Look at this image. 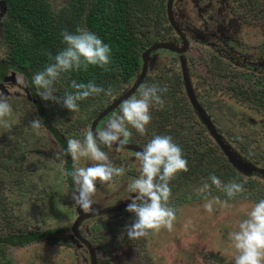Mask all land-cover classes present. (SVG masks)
I'll return each mask as SVG.
<instances>
[{
    "label": "rangeland",
    "instance_id": "1",
    "mask_svg": "<svg viewBox=\"0 0 264 264\" xmlns=\"http://www.w3.org/2000/svg\"><path fill=\"white\" fill-rule=\"evenodd\" d=\"M48 1L57 10L68 2ZM242 1L250 9L251 15L246 20L250 21V26L241 23L235 0H171L173 19L188 38V48L179 56L164 49L151 52L144 78L128 99L138 96L140 86L149 79L169 78L172 73H178L181 77L178 62L182 57L193 93L198 104L206 113L208 111L215 130L239 159L264 168V108L246 106L236 96V89L242 88L246 99L253 97V82L259 75L252 74L249 77L246 70L250 69L249 65H262L264 61L261 49L264 46V0ZM252 1L255 3L251 7ZM166 2H153L160 8L161 14L154 16L150 12L151 23L147 24L149 20L146 19L140 30L150 32L149 40L145 42L143 39L144 46L139 45L140 54L156 42L180 47V43L173 39L168 24L157 20L166 16ZM229 5L232 6L228 10ZM4 21V8L0 2L1 64L5 56L1 41ZM201 39L205 45L199 42H203ZM223 53H227L228 59ZM228 63L231 65L228 67L230 73L222 76ZM10 70H7L6 75ZM138 74L128 83L111 88L110 96L101 93L96 99L87 98V107H82L78 102L77 112H69L62 104L41 100L34 87L35 98L46 114L48 123L66 142L69 138L82 140L96 115L126 91ZM241 74L246 78L241 77ZM71 83V79L60 77L54 85L56 96L74 92ZM8 85L10 96L7 97L13 111L0 121V237L31 233L36 238L23 245L0 243V264H90L86 249L70 233L77 213L71 198L72 192L65 182L63 163L56 158L59 148L44 128L33 130L30 127V121L38 117L27 88L17 89L16 75L14 82ZM181 91L184 106L178 109L177 118L187 119V122L180 129L182 132L178 141L185 142L182 154L192 160L195 166L191 168L193 174L197 169L201 171L197 179L190 175L193 178H189L191 182L187 186L175 179L170 181L172 195L169 206L176 212L174 228L171 232L161 229L145 238L130 240L125 226L132 223L133 214L128 217L125 214L113 217L104 215L83 220L78 225V231L84 233L91 243L97 264H234L236 251L228 234L238 230L239 222L247 218L252 206L264 199V177L238 175L245 191L233 199H228L215 186H211L210 194L198 191L203 183L210 184L208 178L213 175L208 171H211L210 158L206 157L207 143L213 140L189 105L183 84ZM97 105L98 109H94ZM120 105L99 120L94 132L100 130L114 113L119 112ZM162 108L169 109L165 105ZM163 109L157 107L154 116ZM172 115L173 110L160 117L166 119ZM167 123L171 124L170 120L158 127L153 124L156 135H164L163 126ZM134 132L133 129L128 144L139 146L136 143H140L141 139ZM102 150L115 166L125 168V175L114 177L107 184L97 182L96 203L92 209L127 205L130 203L129 196L134 195L129 193L127 186L139 175L135 154L104 147ZM197 153L203 154V158H196L194 155ZM70 161L73 166L71 157ZM202 161L203 167L200 164ZM93 163L90 159L82 158L77 166L88 167ZM213 168L219 174L215 176L223 183L235 180L229 177V171L223 170L221 165L214 164ZM213 197H219L221 202L227 200V206L213 203V211L208 213L204 205ZM46 231L53 233L47 235Z\"/></svg>",
    "mask_w": 264,
    "mask_h": 264
},
{
    "label": "clouds",
    "instance_id": "2",
    "mask_svg": "<svg viewBox=\"0 0 264 264\" xmlns=\"http://www.w3.org/2000/svg\"><path fill=\"white\" fill-rule=\"evenodd\" d=\"M61 37L65 47L55 56L47 53L50 63L31 79L41 100L62 104L69 112H77L80 101L101 93L110 96L111 88L104 89L93 82L77 83L75 80L71 83L74 92L56 96L54 85L61 74L87 71L89 66L107 70L111 62L110 47L87 29L77 28L75 33L63 31ZM16 85L18 90L28 87V80L23 73H16ZM138 91V96L134 95L121 103L119 112L114 113L100 130L95 133L89 130L82 140L69 138L66 152L57 151L56 158L62 163L65 155H70L73 161L72 170L65 171L64 174L72 179L71 198L74 206L92 210L96 203L94 197L97 182L107 184L114 177L125 175V168L115 166L108 154L102 150V146L110 148L116 145L117 150H121L132 137L133 129L140 136H144L151 123V109L163 107L162 96L167 92L166 87H161L158 83H145ZM12 111L9 98L0 92V121L10 116ZM30 127L40 130L45 126L41 119L35 118L30 121ZM82 158L90 159L94 163L88 167L77 166ZM135 159L138 162L139 175L127 186L129 193L134 194L129 196L130 203L125 209L134 216L132 223L125 226L127 237L138 240L161 229L171 232L176 221V212L169 206L172 195L170 181L177 174L189 170L188 162L172 137L165 135H154L142 151L135 154ZM208 179L210 184L203 183L198 190L200 193L210 194L211 186H215L228 199H233L245 191L243 184L236 180L223 183L215 175ZM213 203L227 206V200L221 202L219 197H213L204 205L208 213H212ZM228 238L236 251L234 264H264V199L252 206L247 218L239 222L238 230L230 232Z\"/></svg>",
    "mask_w": 264,
    "mask_h": 264
},
{
    "label": "trees",
    "instance_id": "3",
    "mask_svg": "<svg viewBox=\"0 0 264 264\" xmlns=\"http://www.w3.org/2000/svg\"><path fill=\"white\" fill-rule=\"evenodd\" d=\"M156 0H68V2L59 10L53 9L48 0H0L4 8V22L2 23L1 41L4 44L5 56L3 63H0V77L8 69L16 73H23L28 80V88L32 95H36L34 86L31 83L32 76L44 70L50 63L47 53L55 56L65 45L62 43L61 33L68 31L75 33L77 28L87 29L89 32L97 35L111 49V62L107 66V70L98 66H89L87 71H73L61 74V77L71 79L77 83L93 82L97 86L104 89L113 88L120 83H128L140 70V46H144L145 42L150 38V32L140 31L146 19L151 23L152 15L161 14L159 7L154 5ZM158 22L166 23L165 16L157 19ZM145 39V42L143 41ZM3 64H6L3 66ZM66 81V80H64ZM147 83H158L161 87H166L167 92L163 94L162 99L167 109L160 110L157 116L155 110L151 109V123L147 127V133L138 136L141 141L139 146L143 147L149 142L155 133L156 125L163 126L164 135L172 137V140L183 150L185 142H179L180 130L187 122V119L177 118L178 109L184 106L181 99L182 81L179 74L172 73L169 78L157 77L153 80H147ZM69 91V87H67ZM97 96L93 98L96 99ZM87 101H80L82 107H87ZM38 106V105H37ZM156 108V109H155ZM94 109H98L94 106ZM172 117L167 116L166 119L160 116L167 115L172 112ZM38 114L45 118V113L40 106L37 108ZM159 115V116H158ZM177 119V122L175 120ZM53 131L61 150L66 152L67 142L61 139V135H57ZM152 133V134H151ZM155 133V134H153ZM207 158H210V170L213 175L218 172L213 165H221L223 170L229 171V177H233L240 182L239 176L233 171L226 162L223 155L219 152L218 147L212 141L207 143ZM205 154V150L203 152ZM197 153L194 155L202 157L204 155ZM185 155V154H184ZM193 156V155H192ZM184 157V156H183ZM188 164V171L181 172L174 178L183 185H189L191 179H197L200 169L193 174L191 168L194 164L191 159L184 157ZM203 167V161L200 163ZM200 166V167H201ZM195 168V166H193ZM65 171L70 172L73 168L71 164L64 166ZM199 168V167H198ZM197 173V175H196ZM190 175H194L190 177ZM219 175V174H218ZM70 177V176H66ZM190 200V199H189ZM182 201L181 203L188 202ZM53 233V231H52ZM47 231L45 234H52ZM36 238L33 234L16 235L4 239L12 241L13 244H25Z\"/></svg>",
    "mask_w": 264,
    "mask_h": 264
},
{
    "label": "water",
    "instance_id": "4",
    "mask_svg": "<svg viewBox=\"0 0 264 264\" xmlns=\"http://www.w3.org/2000/svg\"><path fill=\"white\" fill-rule=\"evenodd\" d=\"M170 6H171V0H167V2H166L167 20H168L171 28L182 39L181 40L182 47L176 48V47H173L172 45H169L167 43L157 42V43L150 45L147 49H145L140 55V61H141L140 72H139L138 76L136 77L135 81L132 83V85L126 91H124L119 97H117L115 100H113L109 105H107L104 109H102L96 115V117L93 119L91 126H90V130L93 133H95L94 128H95L96 124L99 122V120L101 118H103L107 113L114 110L123 101H125L135 91V89L140 85V83L142 82L143 77L146 73L147 58L152 51H154L156 49H165V50H168L170 52L177 53V54H182L185 51L186 42L183 40L181 33L179 32V30L175 26V23L173 22V19L171 16V11H170ZM179 61H180V69H181L183 87H184V91H185L187 100H188L190 106L192 107V109L194 110L195 114L199 118V121L203 124V126L205 127V129L208 132V134L210 135V137L213 139V141L216 143V145L220 149L221 153L225 157L228 164L231 167H233L237 172L244 174V175H247V174L254 172V171L262 173V170H257L253 166L242 162L230 150L229 146L222 141L220 136L215 131L214 126L212 125L210 119L207 117L204 110L200 107V105L198 104V102L196 101V99L193 95V91H192V88L190 86V82H189L188 75L186 72L184 59L182 57H180ZM14 75H15L14 72L11 71L10 73H8V76H6L3 79V81L4 82L11 81L13 83L14 82V79H13ZM112 147L117 148L116 145H113ZM112 147H110V148H112ZM122 149L131 150L135 153L141 152V150L139 148L132 146V145H129V144H125ZM125 209H126V206L122 205V206L102 209L100 211H92L90 213H83V212H81V208H79V207L75 208V211L77 213V217L74 219V221L70 227V231H71L72 236L75 239L79 240L85 246L87 253H88V256H89L90 264H96L94 251H93L92 247L90 246V244L85 239H83L79 236V234L77 232L78 223L81 220L92 217V216H98L100 214H107L109 212H114V211H126Z\"/></svg>",
    "mask_w": 264,
    "mask_h": 264
},
{
    "label": "flooded vegetation",
    "instance_id": "5",
    "mask_svg": "<svg viewBox=\"0 0 264 264\" xmlns=\"http://www.w3.org/2000/svg\"><path fill=\"white\" fill-rule=\"evenodd\" d=\"M221 1H227V0H221ZM235 2L238 4V14H239V17L241 18V23L244 25H247V26H250L251 25V23H250V21H246L247 20V17H248V15L250 16L251 14H250V9H249V7L248 6H245V5H243L242 4V0H235ZM253 3H255V2H253L252 1V5H251V7L253 6ZM2 5V4H1ZM232 5H229L228 6V10L230 9V7H231ZM171 7H172V4H171V6H170V11H171ZM248 11V12H247ZM165 14H166V4H165ZM171 16H172V19H173V15H172V12H171ZM165 20H166V23L168 24V27L169 28H171V26H170V24H169V22H168V20H167V14H166V16H165ZM242 20L243 21H246V22H242ZM173 22L175 23V26L177 27V29L179 30V32L181 33V35H182V38H183V40L186 42V48H185V51L187 50V48H188V38L185 36V34L182 32V29L179 27V25H177L176 24V22H175V20L173 19ZM171 32L173 33V35H174V40H176L178 43H180V47H176V48H181L182 47V43H181V38H180V36H178V34L171 28ZM199 40V39H198ZM201 40H203V39H201ZM201 44H204V40H203V42H201V41H199ZM157 43V42H156ZM163 43H165V42H163ZM154 44V43H153ZM207 44V43H206ZM152 45V44H151ZM170 45V44H169ZM205 45V44H204ZM150 46V45H149ZM148 46V47H149ZM147 47V48H148ZM174 47V46H173ZM146 48V49H147ZM262 50H263V52H264V46H263V48H261ZM157 50V49H156ZM165 50V49H164ZM155 51V50H154ZM168 51V50H167ZM184 51V52H185ZM153 52V51H152ZM170 52V51H169ZM183 52V53H184ZM171 53H173V52H171ZM151 54V53H150ZM149 54V55H150ZM173 54H175V55H177V56H179L180 54H177V53H173ZM141 55V54H140ZM224 57H228V55H227V53H223L222 54ZM228 59V58H227ZM179 63V68H180V61L178 62ZM140 65H141V61H140ZM228 67H231V65L228 63V66H227V68H226V70L224 71V73H222L221 75L222 76H228L229 75V73H230V71H229V68ZM185 68H186V66H185ZM249 68L250 69H248V70H246V71H248L249 73V77H252L253 75L252 74H258L259 75V77H257L255 80H254V82H253V87H254V89H253V92H254V95H253V97L252 98H250V99H246V94L244 93V91L242 90V88H239V89H236V92H237V94H236V96L239 98V102L240 103H245L246 104V106H250V107H253V108H255V107H258V108H264V61H263V64L262 65H255V66H252V65H249ZM258 69V70H257ZM7 72V71H6ZM6 72L5 73H3V75L0 77V92H2L5 96H10V93H9V91H8V88H9V82H11V81H7V82H4L3 81V79L6 77V76H8V73H10L11 72V70L7 73V75H6ZM14 72V74L16 75V72L15 71H13ZM139 72H140V70H139ZM186 72H187V69H186ZM260 73V74H259ZM15 75L13 76V79H14V77H15ZM180 75H181V69H180ZM187 75H188V73H187ZM241 77H245L246 78V76L245 75H243V74H241L240 75ZM144 78V77H143ZM188 78H189V76H188ZM181 81H182V76H181ZM190 82V81H189ZM182 84H183V82H182ZM190 86H191V84H190ZM192 88V87H191ZM193 89V88H192ZM27 90H28V96H29V98H30V100H31V102H32V105H33V107L35 108V111H36V115H37V117L39 118V119H41L42 121H43V124H44V129L47 131V133H48V135L52 138V140H53V142L57 145V147L59 148V150H61L60 149V147H59V145H58V143H57V141H56V139H55V137L53 136V131H55L54 133L55 134H57V135H60L55 129H53V127H51V125L48 123V120H47V118H46V115H45V118L44 119H42V116H40L39 114H38V111H37V108H38V106H40V103L37 101V99L35 98V96L36 95H32V93H31V91L29 90V88L27 87ZM230 90H234V88L233 89H230ZM193 91V90H192ZM222 91V90H221ZM185 92V91H184ZM232 92V91H231ZM186 95V94H185ZM193 95H194V93H193ZM194 97H195V95H194ZM128 99V98H127ZM126 99V100H127ZM195 99H196V97H195ZM196 101H197V99H196ZM198 102V101H197ZM210 105H212L211 103H209ZM38 105V106H37ZM190 105V104H189ZM201 107V106H200ZM41 108V107H40ZM202 108V107H201ZM203 109V108H202ZM42 110V109H41ZM204 110V109H203ZM205 112V114L207 115V117L210 119V117H209V114H208V111H207V113H206V111H204ZM197 116V115H196ZM197 119H199L198 117H197ZM210 121H211V119H210ZM211 123H212V121H211ZM212 125H213V123H212ZM214 126V125H213ZM214 129H215V127H214ZM216 131V130H215ZM217 132V131H216ZM217 134L219 135V133L217 132ZM220 136V135H219ZM220 138L222 139V141L226 144V142H225V140L220 136ZM61 139L62 140H65V139H63V137L61 136ZM213 140V139H212ZM214 142V141H213ZM215 143V142H214ZM126 144H128V143H126ZM216 144V143H215ZM129 145H132V144H129ZM139 145V144H138ZM132 146H134V145H132ZM217 146V145H216ZM103 147V146H102ZM135 147H137V148H139L141 151H142V147L140 148L139 146H135ZM218 147V146H217ZM104 148H108V149H111V150H117V148H109V147H104ZM230 148V147H229ZM121 150H123V151H126V152H128L129 154H136L135 152H133V151H131V150H127V149H121ZM218 150H219V152L221 153V151H220V149L218 148ZM231 150V149H230ZM222 154V153H221ZM223 155V154H222ZM224 157V156H223ZM225 158V157H224ZM226 160V159H225ZM241 160V159H240ZM242 161V160H241ZM253 161H254V159H253ZM227 162V161H226ZM243 162V161H242ZM228 163V162H227ZM244 163H246V162H244ZM66 164H71L72 165V163H71V161H70V157L68 156V155H65V158H64V162H63V168H64V166L66 165ZM246 164H248V163H246ZM248 165H251V166H253L255 169H257V170H262V173H259V172H256V171H254V172H251V173H249V174H247V175H256V176H259V177H264V168H259V167H256V166H254V165H252V164H248ZM231 167V166H230ZM232 169H233V171L237 174V175H244V174H241V173H239V172H237L233 167H231ZM64 173H65V168H64ZM64 178H65V182H66V185H67V188H68V190L69 191H73V187H72V180H71V177H66V175L64 174ZM251 184H254L252 181H251ZM120 206H122V205H120ZM125 206H127V205H125ZM113 207H117V206H113ZM107 208H111V207H107ZM107 208H104V209H107ZM100 210H102V209H92V210H90V211H87V212H84L82 209H81V212H83V213H90V212H92V211H100ZM116 214H120V215H124L125 214V216L126 217H128L129 216V214H131V213H128L127 211H114V212H109V213H107V214H100V215H98V216H92V217H89V218H86V219H92V218H95V217H100V216H104V215H109L110 217H113V215H116ZM76 217H77V215H76ZM75 217V218H76ZM86 219H83V220H86ZM83 220H81L79 223H78V225L83 221ZM74 221V220H73ZM73 223V222H72ZM47 232V231H46ZM45 232V233H46ZM77 232H78V234H79V236L81 237V238H83V239H85L89 244H90V246H91V243L89 242V240L88 239H86V237H85V234L84 233H81V232H79L78 231V226H77ZM70 233H71V231H70ZM28 234H31V233H28ZM18 236L19 234H13V235H8V236H6V237H0V243L1 244H12V245H18V244H13V242L12 241H5L4 239H7V238H9V237H13V236ZM24 235V234H23ZM75 239V238H74ZM77 240V239H76ZM77 242L79 243V244H81L84 248H85V246L79 241V240H77ZM26 244V243H25ZM20 245H23V244H20ZM92 247V246H91ZM86 249V248H85ZM92 249H93V247H92ZM87 251V250H86ZM94 251V250H93ZM88 254V253H87ZM94 255H95V252H94ZM89 257V256H88ZM90 261V260H89ZM95 262H96V255H95ZM97 264V263H96Z\"/></svg>",
    "mask_w": 264,
    "mask_h": 264
}]
</instances>
